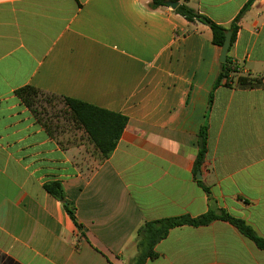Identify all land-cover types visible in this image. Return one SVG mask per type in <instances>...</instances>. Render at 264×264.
Listing matches in <instances>:
<instances>
[{"label": "crops", "instance_id": "1", "mask_svg": "<svg viewBox=\"0 0 264 264\" xmlns=\"http://www.w3.org/2000/svg\"><path fill=\"white\" fill-rule=\"evenodd\" d=\"M249 1L179 5L229 27ZM151 2L0 0V264H130L146 222L210 210L264 237V0L228 54L263 87L220 85L212 102L221 48L211 29ZM25 86L127 117L111 157L100 162L82 130L51 137L17 97ZM51 181L78 226L45 190ZM155 251L146 264H264V250L223 220L171 229Z\"/></svg>", "mask_w": 264, "mask_h": 264}, {"label": "trees", "instance_id": "2", "mask_svg": "<svg viewBox=\"0 0 264 264\" xmlns=\"http://www.w3.org/2000/svg\"><path fill=\"white\" fill-rule=\"evenodd\" d=\"M180 1L181 0H152L149 7L152 10H158L162 7H166L167 2ZM254 2L255 0H250L229 27L215 23L184 3L180 4L175 9V12L190 23H201L208 26L212 31L213 44L222 49L228 32L232 34L231 46H233L240 29V22ZM220 85H225L227 87L234 86L244 90L263 87L259 79L243 74L240 67L232 61L229 55L227 57V62L220 65V71L210 96V102L213 100L214 90ZM16 95L23 105L28 108L36 121L54 139H58L57 136L59 134L57 133L60 132V129H64L66 125L61 126L59 122L56 123L54 121V119L59 118V114L56 116L52 115L53 117L51 114L56 102L63 103L65 108V122L72 124L76 129L82 130L86 134L89 143L93 146V155L96 156L100 162L108 160L114 153L128 124V118L123 115L78 100L49 94L32 86H25L18 89ZM59 143L61 146H64L63 142ZM198 146L199 152L195 163V174L202 171V168L206 164L208 152V130L206 126L199 132ZM199 184L210 196V189L202 181H199ZM44 188L47 193L63 204L69 217L78 226L75 208L67 201V195L63 184L59 181H51L46 183ZM217 220L231 223L243 236L255 243L259 249L264 250V237H259L244 220L234 218L223 210H210L207 214L198 218L182 216L146 222L137 231L136 243L138 252L130 264H146L149 259H155L157 257L155 247L168 236L171 229L181 226H207Z\"/></svg>", "mask_w": 264, "mask_h": 264}, {"label": "rangeland", "instance_id": "3", "mask_svg": "<svg viewBox=\"0 0 264 264\" xmlns=\"http://www.w3.org/2000/svg\"><path fill=\"white\" fill-rule=\"evenodd\" d=\"M64 104L60 103V102H56L54 104V109L52 111V115H58L59 114V118L54 119V121L56 123L59 122V124H61V126H65L64 129H60V132H58L57 134H59L57 137L58 139H62V140H73L75 137H81L83 135H81V131L76 129L72 124L66 123L65 119H64ZM62 113V114H61ZM54 116V117H55ZM53 117V116H52ZM73 143V142H72Z\"/></svg>", "mask_w": 264, "mask_h": 264}, {"label": "water", "instance_id": "4", "mask_svg": "<svg viewBox=\"0 0 264 264\" xmlns=\"http://www.w3.org/2000/svg\"><path fill=\"white\" fill-rule=\"evenodd\" d=\"M166 5L170 8H172L173 10H175L178 6H179V2H167ZM231 38H232V34L231 32H228L226 34V40L225 43L221 49V56H220V62L221 64H224L227 62V57L231 48ZM197 177L200 180L201 179V173L198 172L197 173Z\"/></svg>", "mask_w": 264, "mask_h": 264}]
</instances>
